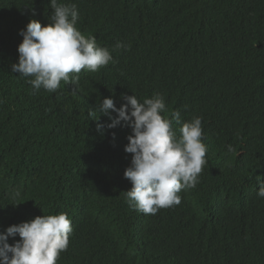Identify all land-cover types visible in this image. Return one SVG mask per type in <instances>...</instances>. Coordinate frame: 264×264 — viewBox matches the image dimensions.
<instances>
[{"label": "trees", "instance_id": "16d2710c", "mask_svg": "<svg viewBox=\"0 0 264 264\" xmlns=\"http://www.w3.org/2000/svg\"><path fill=\"white\" fill-rule=\"evenodd\" d=\"M57 3L77 5L76 28L116 63L34 91L11 70L18 33L31 20L47 26L54 9L0 0V232L67 213L74 231L57 264H264V0ZM157 93L177 137L174 111L182 122L202 117L207 164L180 205L153 216L126 203L131 128L107 129L109 118L90 111Z\"/></svg>", "mask_w": 264, "mask_h": 264}, {"label": "clouds", "instance_id": "9594fccd", "mask_svg": "<svg viewBox=\"0 0 264 264\" xmlns=\"http://www.w3.org/2000/svg\"><path fill=\"white\" fill-rule=\"evenodd\" d=\"M54 9L51 23L41 26L31 20L18 33L23 37L18 46V63L11 65L14 73L29 78L34 91L56 92L79 79L82 70L96 72L116 60L112 53L100 47L95 37L86 38L76 28L79 12L75 4L50 0ZM115 48H126L118 42ZM119 108L112 98H104L96 110L109 118L107 129L121 122L131 128L124 151L131 154V165L124 172L132 188L125 193L130 208L145 215H156L161 209L181 204L182 190L194 188L207 164V147L203 143L202 117L182 122L179 111L172 116L181 124L180 136L172 121L162 116L167 111L165 99L159 93L140 102L135 95H123ZM112 113L116 115L113 116ZM99 117V116H98ZM98 120L95 119L94 121ZM105 126L97 124V131ZM115 139V133H112ZM229 151H233L231 145ZM257 196L264 198V180L258 181ZM19 196L16 193L13 198ZM74 229L67 213L42 215L28 222L8 227L0 232V264H57L67 251ZM19 241L10 245L9 238Z\"/></svg>", "mask_w": 264, "mask_h": 264}]
</instances>
